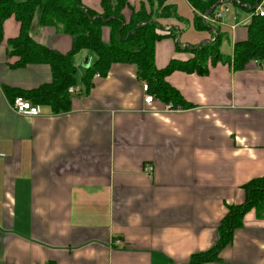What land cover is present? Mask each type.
Here are the masks:
<instances>
[{"label": "crops", "instance_id": "crops-1", "mask_svg": "<svg viewBox=\"0 0 264 264\" xmlns=\"http://www.w3.org/2000/svg\"><path fill=\"white\" fill-rule=\"evenodd\" d=\"M100 2L80 0L97 13ZM126 2L125 22L151 7ZM165 4L173 14L154 19L171 36L155 46L157 69L188 59L185 47L221 38L218 60L207 58L203 73L165 77L186 107L176 111L156 98L145 104L147 82L132 64L116 63L92 76L89 88L80 80L65 112L14 113V96L48 84L51 72L44 64L12 67L7 41L20 24L13 15L3 22L0 264H187L215 246L227 206L245 201L243 186L264 176V60L233 67V46L246 39L257 11L223 3L215 8L223 18L197 30L194 18L202 15L187 0ZM29 35L59 54L71 49L70 36L39 26L36 16ZM218 258L206 264H264V213L247 212Z\"/></svg>", "mask_w": 264, "mask_h": 264}, {"label": "trees", "instance_id": "trees-1", "mask_svg": "<svg viewBox=\"0 0 264 264\" xmlns=\"http://www.w3.org/2000/svg\"><path fill=\"white\" fill-rule=\"evenodd\" d=\"M151 7L133 11L127 22L121 11L127 6L126 0H101V12L81 5L80 0H27L15 3L13 0H0V37L3 22L13 15L20 24L18 37L7 41L9 56L15 57L13 68L27 65H47L51 80L37 89L18 92L33 105L47 106L54 113L65 112L70 107L69 87H76V67L74 56L86 51L93 57L91 64L84 68L80 80L85 88L91 86L95 74L105 75L112 64H132L140 79L147 82L149 93L159 101L174 107L186 108L179 94L165 81V77L174 71L203 73L206 58L217 61L221 38L218 35L213 42L203 43L198 48L185 47L190 54L186 60L171 59L163 68L154 64V50L158 42L171 36L170 30H162L157 18H167L173 14L172 5L167 0H147ZM200 15L211 16L218 0H187ZM262 0H224V4L236 5L248 13H253ZM33 16L42 27H53L57 33L71 37V49L59 54L45 46L35 43L29 30ZM155 18V19H154ZM178 18V17H177ZM179 19V18H178ZM197 30L206 29L200 16H195ZM244 41L233 46V67L242 69L249 61L264 60V14L252 16ZM103 29L108 30V40L103 41ZM177 50H180L177 46ZM14 96V97H15ZM245 201L236 206H227V213L218 227V238L211 249L191 255L187 264H206L219 261L218 254L232 239L233 232L242 226L243 216L253 210L264 213V176L250 180L243 186Z\"/></svg>", "mask_w": 264, "mask_h": 264}, {"label": "built area", "instance_id": "built-area-1", "mask_svg": "<svg viewBox=\"0 0 264 264\" xmlns=\"http://www.w3.org/2000/svg\"><path fill=\"white\" fill-rule=\"evenodd\" d=\"M218 3L221 5L224 3V0H218ZM257 14L259 16H263L264 12L262 11V9L260 8V5L256 8ZM224 10L220 9L217 10L215 12H213V14L211 16H207V15H202L201 18L203 19V21H208L210 20L211 22L220 20L223 18V14ZM93 77H99L98 74H95ZM75 88L76 87H69L67 92L68 93H72L75 92ZM148 85L146 83H144L142 85V91L144 93L143 95V101L145 104H151L154 101V97L149 93L148 91ZM179 107H174L171 103L165 104V109L166 111H176L179 110ZM12 110L14 111V113L19 114V115H24V116H39L41 114V108L39 105H33L31 104L29 101L23 99L20 96H15L13 98L12 101ZM145 171L150 174L151 173V167L150 166H146L145 167Z\"/></svg>", "mask_w": 264, "mask_h": 264}, {"label": "rangeland", "instance_id": "rangeland-1", "mask_svg": "<svg viewBox=\"0 0 264 264\" xmlns=\"http://www.w3.org/2000/svg\"><path fill=\"white\" fill-rule=\"evenodd\" d=\"M261 4H263L264 6V2H262ZM264 12V8L262 10ZM88 54H91V53H88ZM83 54L82 53H79L77 56L74 57L73 59V62H74V65L77 69V73H75V78L77 80V83L80 81V77L82 75V72L84 70V67L82 66V62L85 58H82ZM86 57V56H85ZM89 60L92 61L93 60V57L89 56ZM212 60V59H210ZM208 61V59L206 58L205 61H204V65L206 64V62Z\"/></svg>", "mask_w": 264, "mask_h": 264}, {"label": "water", "instance_id": "water-1", "mask_svg": "<svg viewBox=\"0 0 264 264\" xmlns=\"http://www.w3.org/2000/svg\"><path fill=\"white\" fill-rule=\"evenodd\" d=\"M218 5H220L219 3L217 4V6ZM199 47V45H197L195 48H198ZM82 66L84 67V68H87L88 66H89V58L88 57H86L84 60H83V62H82Z\"/></svg>", "mask_w": 264, "mask_h": 264}]
</instances>
